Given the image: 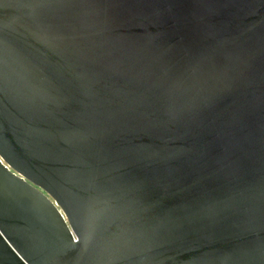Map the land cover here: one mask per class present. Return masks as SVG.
I'll return each instance as SVG.
<instances>
[{
    "label": "water",
    "instance_id": "1",
    "mask_svg": "<svg viewBox=\"0 0 264 264\" xmlns=\"http://www.w3.org/2000/svg\"><path fill=\"white\" fill-rule=\"evenodd\" d=\"M0 264H264V0H0Z\"/></svg>",
    "mask_w": 264,
    "mask_h": 264
}]
</instances>
